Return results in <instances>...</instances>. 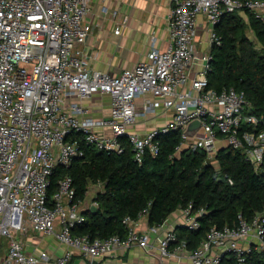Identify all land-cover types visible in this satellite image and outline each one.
<instances>
[{"label": "built area", "instance_id": "built-area-1", "mask_svg": "<svg viewBox=\"0 0 264 264\" xmlns=\"http://www.w3.org/2000/svg\"><path fill=\"white\" fill-rule=\"evenodd\" d=\"M172 1L167 48L151 49L132 70L113 75L88 68L79 49L91 31L85 20L91 0H0V237L8 240L0 264H51L45 252L24 253L18 237L29 231L52 236L66 248L52 264H70L73 252L83 264H94L135 247L177 260L185 252L191 264H220L223 254L242 261L250 245L264 248L263 216L213 227L196 249L185 251L182 241L172 255L174 229L150 243V234L163 232L168 220L139 234L142 215L136 221L125 217V238L77 236L71 230L84 217L71 177L62 175L47 197L54 170L67 171L86 146L121 155L126 144L140 164L146 151L158 154L156 138L169 132L179 133L177 151L188 146L211 158L229 146L241 150L255 170L264 163V114L251 113L244 92L205 90L211 50L222 44L216 26L225 14L246 11L264 21V0ZM199 16L206 32H198ZM95 95L109 97L107 117L92 118L82 105ZM157 116L170 118L143 134L134 131L140 120ZM193 121L200 126L189 138L185 131ZM181 213L182 227H199L202 211L195 214L188 205Z\"/></svg>", "mask_w": 264, "mask_h": 264}, {"label": "trees", "instance_id": "trees-1", "mask_svg": "<svg viewBox=\"0 0 264 264\" xmlns=\"http://www.w3.org/2000/svg\"><path fill=\"white\" fill-rule=\"evenodd\" d=\"M244 14L247 22L237 12L225 14L216 26L222 44L211 50L205 90L219 92L233 88L244 92L251 113L261 115L264 114V21L247 11ZM246 30L252 31L256 44L249 40ZM156 142L158 154L152 156L146 151L140 164L126 144L121 155L86 146L83 156L74 159L67 171L59 167L54 170L47 197L51 199L57 181L67 174L72 179L75 198L81 201L84 221L71 230L73 235L90 239L113 235L125 238L127 228L122 222L125 217L136 221L142 215L148 227H158L171 214L191 205L195 214L202 211L199 227L189 230L178 225L174 230L177 240L170 246L184 241L187 250L193 251L213 227H235L240 220L250 223L257 216L264 217V163L255 170L241 150L229 146L219 148L211 158L204 151L188 146L177 151L178 132L158 136ZM89 185L100 188L92 200L96 203L94 211L83 204ZM220 264H264V248L250 245L242 261L231 252L223 254Z\"/></svg>", "mask_w": 264, "mask_h": 264}, {"label": "crops", "instance_id": "crops-1", "mask_svg": "<svg viewBox=\"0 0 264 264\" xmlns=\"http://www.w3.org/2000/svg\"><path fill=\"white\" fill-rule=\"evenodd\" d=\"M172 7V0H91L90 11L85 17L86 22L91 26V31L85 43L79 48L88 68L118 75L123 71L132 70L146 58L151 49L164 51L169 44L166 21ZM240 14L247 22L245 14ZM198 32H206L205 21L201 16L198 17ZM141 101L142 99L138 98L136 103L140 104ZM82 105L90 109L92 118L107 117L110 112V100L106 95H95L91 100L82 102ZM169 118L170 116L167 118L157 116L147 121L140 120L134 131L143 134L150 128L163 124ZM219 146L224 147V144ZM83 204L90 206L92 202H83ZM183 222L181 211L171 214L167 228L163 232L157 235L150 234V243L155 244L157 237H162L167 230H175ZM149 228L151 227L147 226L146 219L141 218L136 230L140 234L147 232ZM21 236L25 237H23L24 241L19 240L20 236L18 240L27 255L38 256L45 252L51 256L53 262L66 249L57 241L52 249H48L40 240L45 235L33 231ZM175 249L176 246H170L169 254L172 255ZM185 251H188L187 248ZM181 256L180 260L173 257L162 258L157 251L146 252L142 248L135 247L127 252L118 251L100 257L94 261V264H191L185 252ZM3 258H0V263ZM84 262L85 259L80 254L73 252L70 264Z\"/></svg>", "mask_w": 264, "mask_h": 264}, {"label": "rangeland", "instance_id": "rangeland-1", "mask_svg": "<svg viewBox=\"0 0 264 264\" xmlns=\"http://www.w3.org/2000/svg\"><path fill=\"white\" fill-rule=\"evenodd\" d=\"M246 34H247L249 40H251L252 42H255V44H256L255 38L253 37V35L251 34V32L249 30H246ZM258 47H259V45H256V48H258ZM155 127H157V126H155ZM155 127H152L150 129H153ZM99 190H100L99 186L89 185L87 195H86L84 202L91 203L95 194ZM23 237L24 236H20L19 240L24 241L25 237L24 238ZM40 240L44 243L45 247H47L48 249H52L53 246L56 244V240L52 236H45V237L40 238ZM7 245H8V240L4 237H0V258H3L5 256L6 250H7Z\"/></svg>", "mask_w": 264, "mask_h": 264}, {"label": "water", "instance_id": "water-1", "mask_svg": "<svg viewBox=\"0 0 264 264\" xmlns=\"http://www.w3.org/2000/svg\"><path fill=\"white\" fill-rule=\"evenodd\" d=\"M200 126V121H193L191 122L188 126L187 129L185 131V134L191 138L193 136V134L195 133V131L199 128ZM96 208L90 206V210L94 211Z\"/></svg>", "mask_w": 264, "mask_h": 264}]
</instances>
